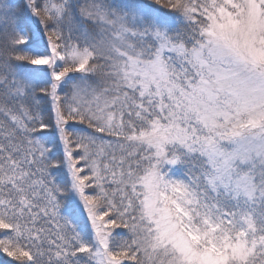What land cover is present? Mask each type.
I'll list each match as a JSON object with an SVG mask.
<instances>
[{
    "label": "snow or ice",
    "instance_id": "snow-or-ice-1",
    "mask_svg": "<svg viewBox=\"0 0 264 264\" xmlns=\"http://www.w3.org/2000/svg\"><path fill=\"white\" fill-rule=\"evenodd\" d=\"M0 264H264V0H0Z\"/></svg>",
    "mask_w": 264,
    "mask_h": 264
}]
</instances>
